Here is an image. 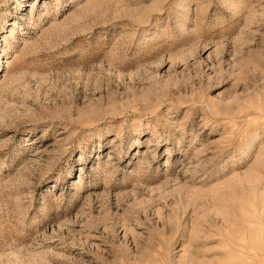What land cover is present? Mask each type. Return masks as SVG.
Returning <instances> with one entry per match:
<instances>
[{
	"label": "rangeland",
	"instance_id": "374dc122",
	"mask_svg": "<svg viewBox=\"0 0 264 264\" xmlns=\"http://www.w3.org/2000/svg\"><path fill=\"white\" fill-rule=\"evenodd\" d=\"M0 264H264V0H0Z\"/></svg>",
	"mask_w": 264,
	"mask_h": 264
}]
</instances>
